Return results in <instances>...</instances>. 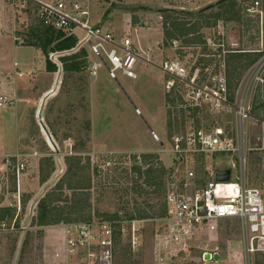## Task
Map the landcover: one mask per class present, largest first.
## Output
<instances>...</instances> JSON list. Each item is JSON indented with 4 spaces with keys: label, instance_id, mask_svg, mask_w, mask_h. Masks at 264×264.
<instances>
[{
    "label": "rangeland",
    "instance_id": "rangeland-1",
    "mask_svg": "<svg viewBox=\"0 0 264 264\" xmlns=\"http://www.w3.org/2000/svg\"><path fill=\"white\" fill-rule=\"evenodd\" d=\"M219 1L93 0L92 23L103 24L105 29L109 27L118 39L129 38L139 55L155 65L139 61L136 79H129L121 72H117L116 79H113L102 62L90 55L86 45L84 47L85 34L80 32L76 37L77 53L86 52L84 57L77 60L81 71L67 74L48 72L46 54L40 48L27 45V32L30 26L36 24V14L33 10L31 14L25 10L22 12L20 2L12 4L11 1L0 0V98L6 96L11 100L9 105L0 107V160H14L20 156L25 164L20 178L5 165H0V210L15 209L17 194L21 196V204H25V210L22 211L21 206V211L16 212L21 220L20 228H15V221L10 223V219L0 225V264H14L23 231V244L28 241V247L25 252L21 247L17 264H50L54 249L63 238L60 228L77 222L99 225L102 223L101 216L113 214L115 210L111 203L103 199L100 201L98 195L92 192L98 189L100 183L120 178L125 171L134 178L129 183L133 188L130 199L132 209L138 196L134 187H147L143 172L149 165L142 163L143 155L156 156L153 159L154 168L162 164L166 168L176 166L166 186L165 197L161 202L150 203H156L153 209H146L149 215L160 211L171 192L194 194L201 192L209 182H214L213 177L207 174L206 167L232 169L233 163L236 168L232 169V181H239L236 159L179 155L173 151L171 144L175 135L201 128L222 127L235 135L234 110L217 108L214 104L194 107L189 101L186 86L177 80L175 87L167 91L166 85L170 79L157 68L165 62H175L186 69L188 80L195 79L198 83H211L217 76L226 77L223 60L227 50L241 47L238 46L241 40L240 25H223L220 22L216 28H201L200 25L208 20L207 16L215 11L207 12L203 18H178L188 23L186 28H190V34L165 41L164 18L160 14L166 10L196 14L209 9L211 5H219ZM250 15H259L256 40L250 41V46L262 47L264 12L258 13L257 10ZM192 26H195V32ZM263 57L264 49L254 66L242 72L239 70V74L232 76L234 82H231L230 88L231 98L247 97L252 114L262 119L264 68L261 71L256 68ZM59 58L58 55L49 57L55 62ZM218 58L222 59L220 65L217 64ZM92 61L99 65L96 77L90 75ZM253 123L256 124L249 121L246 127L245 182L247 187L259 189L264 199V154L252 149L256 148L252 144L253 139H258L255 141L257 146L261 137L259 129H256L258 126ZM182 159V172L185 175L183 183L178 184ZM79 163L83 166L90 164L92 207L82 205L67 212L65 218L68 222L59 225L31 226L37 202L64 176L69 165L78 166ZM138 168L142 170L141 173ZM95 169L98 170L97 175ZM191 172L194 173L193 178L189 175ZM81 177L79 173L68 178L74 184L78 178L83 180ZM65 194L70 195L71 192L65 191ZM149 199V196L138 198V202L146 206L144 202ZM162 218L156 216L137 220L141 221L143 228V244L132 249L126 240H121L117 264H124V252L132 262L152 264V240ZM8 223L11 224L10 228ZM214 246L220 249L219 263L204 262L201 252L193 251L190 254L193 263L189 264H264V246L256 248L255 253L246 259L241 224L237 219L221 222Z\"/></svg>",
    "mask_w": 264,
    "mask_h": 264
},
{
    "label": "built area",
    "instance_id": "built-area-1",
    "mask_svg": "<svg viewBox=\"0 0 264 264\" xmlns=\"http://www.w3.org/2000/svg\"><path fill=\"white\" fill-rule=\"evenodd\" d=\"M12 4L20 2L22 12L33 10L36 18L45 27L63 33L66 37H77V32L84 33L90 55L100 60L113 79L117 72L129 79L137 78V64L140 62L155 66L150 60L139 55L129 38L118 39L112 29L103 24L94 25L91 19L93 0H8ZM259 4L248 9V13L257 11ZM32 8V9H31ZM25 10V11H24ZM78 38V37H77ZM170 79L166 89L171 91L177 80L189 91V101L194 107L214 104L217 108H232L235 112L236 134L232 135L222 127L201 128L175 135L172 149L176 154H192L204 157H219L223 160L236 159L240 172L239 181H232V169L208 168L206 172L214 179L217 170L231 171L229 183L209 182L201 192L194 194L171 192L166 199V215L160 220L152 245V264H189L193 251L218 253L217 243L221 222L237 219L241 224L243 249L246 259L256 248L264 246V199L262 192L247 187L245 168L247 164L246 127L249 121L259 119L249 109L247 97H230L226 79L213 78L211 83H198L188 80L186 69L175 62H165L157 67ZM264 68V57L257 70ZM99 65L90 63V75L96 77ZM11 103L8 97L0 98V107ZM158 141V137L155 136ZM5 161V162H4ZM0 165H5L20 178L25 164L20 156L14 160L4 158ZM191 178L194 173L189 174ZM15 209L21 211V196L15 195ZM63 238L54 249L50 264H117L118 244L126 240L132 249L143 244L141 221L105 222L68 224L62 228ZM214 246V247H211ZM193 260V259H192ZM194 261V260H193Z\"/></svg>",
    "mask_w": 264,
    "mask_h": 264
},
{
    "label": "trees",
    "instance_id": "trees-1",
    "mask_svg": "<svg viewBox=\"0 0 264 264\" xmlns=\"http://www.w3.org/2000/svg\"><path fill=\"white\" fill-rule=\"evenodd\" d=\"M258 3L257 7L258 13L264 12V2L263 0H225L219 5L209 8L205 11L197 12L196 14H186L178 11L166 10L160 12L161 16L164 18L163 23V34L164 40H174L176 38L186 37L190 34V28H186L188 25L187 22L178 20V18H189V17H206V13H213L207 16L208 20H205L200 27L203 26L206 28L212 27L216 28L221 22L225 24H237L240 25V37L241 40L238 44L241 45L238 49H229L227 50L226 56L223 60V65L225 66L226 71V82L228 85V90L230 97H232L230 88L232 87L231 82L233 80L232 76L234 74H239L238 71H245L248 68L254 66L262 57V52L264 49L263 46H250V41L253 42L256 40V35L259 28V15L251 16L247 11L251 6H254L255 3ZM219 11L216 12V10ZM147 11L142 9V11ZM141 11V10H140ZM27 13L31 14V10H28ZM176 17V18H175ZM36 24L30 26L27 32V45L35 48H40L48 57L47 60V71L50 73L64 72V73H78L80 72V64L77 63L81 57H84L86 52L83 51L82 54L77 53V39L75 37H66L63 33L57 32L52 28L45 27L44 24L39 21L36 17ZM137 19V17L135 18ZM134 19V21H135ZM199 27V28H200ZM198 28V29H199ZM194 32L196 30L195 26H192ZM250 37V39H247ZM190 41V40H185ZM262 48V50H261ZM220 53V52H219ZM60 56L58 61H52L49 59L50 56ZM218 65H220L221 58H218ZM208 63L205 64L207 66ZM62 70V71H60ZM234 82V81H233ZM232 82V83H233ZM232 99V98H231ZM169 102L174 103L170 99ZM186 133V132H185ZM180 133V134H185ZM201 157V156H200ZM156 158L154 155H143L142 163L149 165V168L145 169L143 174L145 177V183L147 184L146 188H141L139 185L134 187L135 193L138 194L135 198L134 206L130 209V199L133 194L131 186L132 176L127 174V171L120 174V178L108 180L105 183H100L98 189L92 192V174L90 172V164L88 166H83L79 163L78 166L69 165L67 172L64 176L57 182L54 187H51L43 197L37 202L35 208V215L33 216L31 226L36 227H48L59 225L63 222H68V219L65 218L67 212H71L74 209H79L82 205H89L92 207V193L98 195V199L111 203L112 208H114L113 214L107 213L101 216L102 220L110 222H124V221H133V220H144L150 217H165L166 215V203L164 202L159 212L148 214L146 209H153L156 203L161 202V199L165 197L167 192V184L169 178L174 175L176 171V166L166 168L163 164L159 168H154L153 159ZM203 158V157H201ZM183 160V159H182ZM180 162V161H179ZM179 168L178 176L180 177L178 184H182L184 173L182 172L184 168V160ZM141 173V169H137ZM81 173L82 179L78 178L76 182L69 180V176L73 178L74 175ZM94 173L97 175L98 170L95 169ZM123 174H126L124 177ZM124 178V181H122ZM49 177L44 179V183L47 182ZM155 190V191H154ZM65 191L71 192L70 195H66ZM157 193L159 196H157ZM149 196L150 199L146 202V206H143L138 202V198H144ZM154 201L156 202L155 205ZM153 203V204H150ZM25 210V204H22V211ZM100 210V209H98ZM17 209L5 208L0 210V225L3 222H6L7 219H10V223L14 222L15 228H20L19 216L16 215ZM90 222V221H87ZM79 223V222H77ZM74 224V223H71ZM11 227V224L8 223V228ZM28 247V241H24L22 246V252ZM124 264H137L132 262L128 257L127 252H124Z\"/></svg>",
    "mask_w": 264,
    "mask_h": 264
},
{
    "label": "water",
    "instance_id": "water-1",
    "mask_svg": "<svg viewBox=\"0 0 264 264\" xmlns=\"http://www.w3.org/2000/svg\"><path fill=\"white\" fill-rule=\"evenodd\" d=\"M223 1H225V0H220L218 3H221ZM212 6L213 5L209 6L208 8H210ZM214 180L218 184L229 183L231 181V171L230 170H224V171L217 170L215 172V174H214ZM24 236H25V232L23 231L22 235H21V238H20L19 247H18V251H17V254H16V258H15L14 264H17V261H18V258H19V254H20V250H21V247H22V244H23ZM203 261L204 262L219 263L220 262V254H218V253H214V254L205 253L203 255Z\"/></svg>",
    "mask_w": 264,
    "mask_h": 264
},
{
    "label": "crops",
    "instance_id": "crops-1",
    "mask_svg": "<svg viewBox=\"0 0 264 264\" xmlns=\"http://www.w3.org/2000/svg\"><path fill=\"white\" fill-rule=\"evenodd\" d=\"M256 118H258L259 119V121L258 122H256V124H254L253 123V125H256V126H258L256 129H259V131H260V138H259V142H258V145L257 146H255L256 145V143L257 142H255V141H257L258 139H253V145H254V147H256V148H252L253 150L255 149L256 151H258V152H262L263 154H264V119H262V118H259V117H257V116H255ZM252 126V125H251ZM255 126V127H256ZM253 128H254V126H253ZM253 128H252V130H253ZM254 131V130H253Z\"/></svg>",
    "mask_w": 264,
    "mask_h": 264
}]
</instances>
